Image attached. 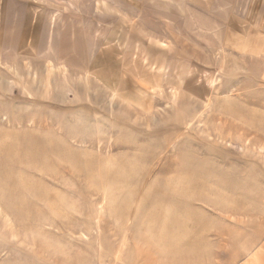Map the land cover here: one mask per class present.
Instances as JSON below:
<instances>
[{
  "label": "rangeland",
  "instance_id": "obj_1",
  "mask_svg": "<svg viewBox=\"0 0 264 264\" xmlns=\"http://www.w3.org/2000/svg\"><path fill=\"white\" fill-rule=\"evenodd\" d=\"M234 1L163 34L0 0V264H264V0Z\"/></svg>",
  "mask_w": 264,
  "mask_h": 264
},
{
  "label": "crops",
  "instance_id": "obj_2",
  "mask_svg": "<svg viewBox=\"0 0 264 264\" xmlns=\"http://www.w3.org/2000/svg\"><path fill=\"white\" fill-rule=\"evenodd\" d=\"M136 5L138 9L148 12L144 18L153 19L162 27V33L171 32L187 26L196 27V18L200 20L218 17L226 18V14L234 9L227 0H123ZM235 2L234 0H230ZM140 11V12H143ZM146 14V13H145ZM152 26L151 22H148ZM204 24V23H203Z\"/></svg>",
  "mask_w": 264,
  "mask_h": 264
}]
</instances>
